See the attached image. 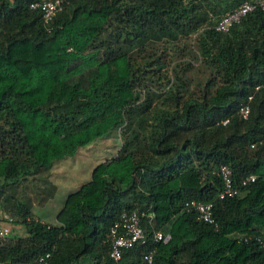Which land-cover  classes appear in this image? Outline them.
<instances>
[{
  "label": "trees",
  "instance_id": "obj_1",
  "mask_svg": "<svg viewBox=\"0 0 264 264\" xmlns=\"http://www.w3.org/2000/svg\"><path fill=\"white\" fill-rule=\"evenodd\" d=\"M33 1L0 0V220L25 227L0 236V263L142 264L154 248V264H264V12L223 32L214 24L245 0H72L48 28ZM111 129L116 154L54 221L32 217L31 197L57 190L56 161ZM222 163L239 191L219 198ZM190 199L212 201L217 229ZM123 209L145 213L146 241L115 260L107 235Z\"/></svg>",
  "mask_w": 264,
  "mask_h": 264
},
{
  "label": "built area",
  "instance_id": "obj_2",
  "mask_svg": "<svg viewBox=\"0 0 264 264\" xmlns=\"http://www.w3.org/2000/svg\"><path fill=\"white\" fill-rule=\"evenodd\" d=\"M71 1L72 0H37L33 1L30 6L40 10L42 21L49 28V24L56 13L62 10L64 6ZM256 7H259L264 12V0H245L241 2L238 6L221 14L218 21L214 24L215 30L223 32L228 31L231 24L239 22L243 16ZM255 88H264V82L258 83ZM250 97L251 96H249V98ZM249 112L250 105L248 102L239 105L238 113L242 118H246ZM227 121L228 118L224 119L222 123H226ZM218 172L221 179V188L217 196L223 198L235 195L239 191V184L235 182L230 166L222 163L219 165ZM254 179L255 174H248L241 180L240 185H246ZM212 206V201H200L196 199H190L185 203L186 210L195 212L197 219L212 223L215 229H217L218 224L213 217ZM144 215V212H139L135 209H123L119 217L111 224L107 235V243L109 246V254L113 259H119L125 249L146 241L145 232L141 224V219ZM5 221H12V218L10 216H4V219L0 220V236H5L9 232V228L5 224ZM152 238L154 242H167L171 238V233L162 229H154ZM256 240L264 249V232L257 235ZM154 252V248L144 252L142 255V264H154ZM49 255V252L40 255L37 258L36 264L45 263Z\"/></svg>",
  "mask_w": 264,
  "mask_h": 264
},
{
  "label": "rangeland",
  "instance_id": "obj_3",
  "mask_svg": "<svg viewBox=\"0 0 264 264\" xmlns=\"http://www.w3.org/2000/svg\"><path fill=\"white\" fill-rule=\"evenodd\" d=\"M119 144V130L111 129L106 135L81 146L72 155L56 161L51 169L50 179L57 185V192L42 202H38L34 197H31L33 202L32 217H39L41 220L48 222L54 221L55 214L63 205L67 194L88 181L93 167L103 159L116 154ZM26 190L30 192L28 187ZM5 224L9 228L8 234L25 233V227L20 222L5 221Z\"/></svg>",
  "mask_w": 264,
  "mask_h": 264
},
{
  "label": "crops",
  "instance_id": "obj_4",
  "mask_svg": "<svg viewBox=\"0 0 264 264\" xmlns=\"http://www.w3.org/2000/svg\"><path fill=\"white\" fill-rule=\"evenodd\" d=\"M56 192H57V190H56ZM56 215V214H55ZM36 218H39V217H36ZM43 220V219H42ZM43 221H45V220H43Z\"/></svg>",
  "mask_w": 264,
  "mask_h": 264
}]
</instances>
